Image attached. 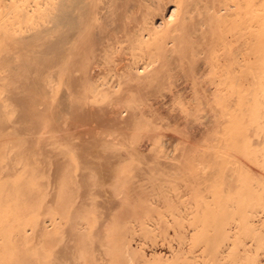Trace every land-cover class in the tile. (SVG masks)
Instances as JSON below:
<instances>
[{
  "label": "bare ground",
  "instance_id": "6f19581e",
  "mask_svg": "<svg viewBox=\"0 0 264 264\" xmlns=\"http://www.w3.org/2000/svg\"><path fill=\"white\" fill-rule=\"evenodd\" d=\"M0 264H264V0H0Z\"/></svg>",
  "mask_w": 264,
  "mask_h": 264
},
{
  "label": "rangeland",
  "instance_id": "374dc122",
  "mask_svg": "<svg viewBox=\"0 0 264 264\" xmlns=\"http://www.w3.org/2000/svg\"><path fill=\"white\" fill-rule=\"evenodd\" d=\"M172 9H173V7H169L166 10L167 13L169 14ZM154 21H155V25L156 26H159L161 24L160 19L155 18ZM56 95H59V94L57 93ZM56 105L59 106V103H57V101H56ZM85 112L88 113L89 118L86 119L84 117V118H82L81 121L75 122L74 133H75L76 137H78L77 139H82V138H86V137L88 138L89 135H90V133L88 132L86 127L81 125V122H84V123L85 122H90V126L93 127L95 131H103V130H104V132L105 131H109L110 134H113V135H116L118 133L117 132L118 128H115V126H112L111 125L112 123L108 121V119H109L108 116H111L113 114V112H112V110L110 108H106L104 110L96 109V110L85 111ZM122 114H125V112H123ZM158 115H161V119L163 121H169L165 117V114H162V112H158ZM172 122L173 123H172L171 127H169L167 129V134L171 133L173 135L174 134L178 135L179 132L176 129L180 128V127L178 128V125H180L181 122H180V120H177V119L173 120ZM73 126H74V124H73ZM93 161H94V159H93ZM169 233L173 234L172 230H170ZM137 242L138 243H136V245L140 244V241H137ZM132 244L135 245V242H132ZM148 246H151V247L149 248ZM145 250L147 252H150V251L154 250L157 253H164V252H168L167 250H169V249H168V247H165L164 245L160 246V245L156 244L155 246H152V245H150V243H147V245L145 246Z\"/></svg>",
  "mask_w": 264,
  "mask_h": 264
}]
</instances>
